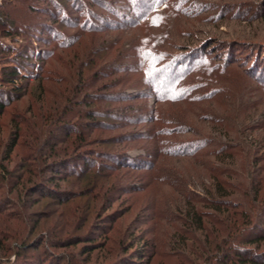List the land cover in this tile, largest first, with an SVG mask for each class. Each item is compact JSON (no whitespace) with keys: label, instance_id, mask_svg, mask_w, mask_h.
<instances>
[{"label":"rangeland","instance_id":"obj_1","mask_svg":"<svg viewBox=\"0 0 264 264\" xmlns=\"http://www.w3.org/2000/svg\"><path fill=\"white\" fill-rule=\"evenodd\" d=\"M1 8L11 21L0 42L15 50L10 58H25L27 79L17 95L4 85L0 98L11 100L0 115V264H218L215 227L206 240L186 221L193 203L184 201L204 198L202 165L215 163L207 153L228 146V182L245 192L232 201L249 205L243 237L264 236V0H0ZM12 23L14 38L3 34ZM6 57L0 76L16 64ZM71 60L84 69L81 92ZM69 127L83 130L82 143ZM88 240L104 249L88 253ZM242 247L264 258V240Z\"/></svg>","mask_w":264,"mask_h":264},{"label":"trees","instance_id":"obj_2","mask_svg":"<svg viewBox=\"0 0 264 264\" xmlns=\"http://www.w3.org/2000/svg\"><path fill=\"white\" fill-rule=\"evenodd\" d=\"M4 20L11 21L10 14L6 11V9L1 8V11H0V25L1 26H4L5 24H7L6 21ZM8 27H9L8 30L3 29V34L11 38L16 37V35L18 34L17 26H15L14 23H12V24H9ZM14 51L15 50H13L12 47L4 46L0 42V54L5 53L7 55L6 57L7 60L13 59L14 62H16V64L12 66H6L2 68L1 76H0V98H3L4 94H7L2 91V87L4 85L11 86V91L13 92L14 95H17L20 93L19 91L21 90L22 87H20V85H18L16 82L18 80L27 79V77L21 75V71H20V67L24 65V62L26 61L25 58H23L22 55L10 58L8 55V52L13 53ZM27 58L29 57L27 56ZM72 58H74V56H72ZM73 60L75 61V59ZM71 62L72 60L68 62L70 64L69 68H70V71L73 73L72 77L73 79L75 78V83L77 85V87H75L74 89L81 92L82 91V89L80 88L82 86L81 78L83 74L82 71H84V69H82L81 71L79 67H74L73 66L74 64H71ZM65 92L63 93L61 92L60 97L62 99L67 100ZM10 101L11 100L9 99L6 101H4L3 99H0V115L4 112L5 107L8 106ZM66 102L68 103V101H65L64 111L68 109L66 106ZM80 104L82 105L87 104V107L91 108L93 107L94 103L92 101H88L87 99H84V101H81ZM92 112L93 111H91V113L90 112L88 113L89 118L93 117ZM70 129H72V133L71 132L69 133L71 134L75 133L76 139L82 143L83 142L82 135L84 134L83 130L77 128L78 131L76 132L73 127H71ZM8 142L9 143H7L6 148H5V157H4L5 160H8L9 158H11V154L14 148L17 146V137L14 136ZM53 143L54 142L51 143L52 144L51 146H53ZM221 145H223L224 147L226 146L225 143ZM199 149H201V147H197L196 149L192 150L191 153L189 152V155L195 154ZM224 150H227V152ZM231 152H232V149L228 146L226 147V149L214 151V153L213 152L207 153L209 158H212V157L215 158V163L211 162L208 159L202 165L203 166L202 167L203 176L209 180V186L203 187V190L205 192L204 198L202 197V198L193 199L192 201H184V203H193L190 209L186 208L184 210V214H185L184 217L186 221L190 222V224L192 223V220L195 223L196 222L198 223L197 226H199V229L203 231V233L205 231L206 240L208 239V237L206 236V232H207L206 229L209 228L208 225L215 227V235H213L214 236L213 241L215 242L217 239H221L223 243L222 246H224L223 249L221 248L219 249L220 254H218V259H217L219 262L218 264H264V258L259 257L256 254L247 255V253H245L247 249H244L245 247L244 248L242 247L243 244H245L246 247L252 244H259L262 240H264V236L262 234H253L250 237H248V239H245L243 237L244 235L243 231L250 225L249 223L250 218L247 215H245L246 213H248V209L246 207H248L249 205L248 203H245V206H246L245 207L243 204L237 205L234 201H232V199H234V196L237 199V194H236L237 192L240 193L239 196L241 197V199L243 198L241 194L245 195V192L241 193L240 188H236L235 187L236 185H232L230 182H228V180L236 179V173L234 171V168L232 167V164L234 162L231 161L233 159L232 156L234 155V153L233 152L231 153ZM186 154H187L186 151L182 153L183 156H185ZM220 154H223L224 157H219ZM226 156H228L227 158H229V161H231L232 164L228 165L229 168L224 169L223 166L225 163L223 161ZM2 163H3V160L0 158V179H6L8 178V174H7L5 167L2 165ZM220 164H222L221 165L222 167L220 166ZM20 168L25 169V172L30 171L29 166L20 167ZM21 177H22L21 175H17L16 179L19 180V178ZM258 193L259 191L256 190L255 198H257ZM198 205L205 208V210H208V212L202 213L201 211H199L197 209ZM238 209H243L240 214L235 213L239 211ZM220 215H223V217H221L222 222L217 221V218ZM239 215L242 217L241 220L236 219V217ZM203 217L205 218L203 219ZM141 243L142 244H141L140 249H135L133 251V254L135 255V257L139 259H143L145 257V253L143 252V249H145L146 245L148 244L147 242H144L143 240L141 241ZM134 244H136V241L132 243V247L134 246ZM21 246L22 248H24L23 245ZM93 246L95 245L91 243V240H90L89 244L85 247V250L88 251V253H92L97 248L99 250L104 249V245L102 247H97V246L93 247Z\"/></svg>","mask_w":264,"mask_h":264}]
</instances>
